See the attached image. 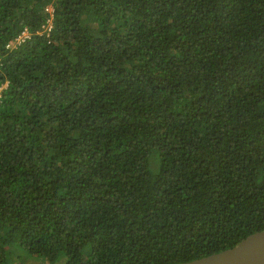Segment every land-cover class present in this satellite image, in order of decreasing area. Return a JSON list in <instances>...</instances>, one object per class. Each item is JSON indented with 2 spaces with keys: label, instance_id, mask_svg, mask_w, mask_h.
Wrapping results in <instances>:
<instances>
[{
  "label": "trees",
  "instance_id": "obj_1",
  "mask_svg": "<svg viewBox=\"0 0 264 264\" xmlns=\"http://www.w3.org/2000/svg\"><path fill=\"white\" fill-rule=\"evenodd\" d=\"M261 230L264 0H0V264H176Z\"/></svg>",
  "mask_w": 264,
  "mask_h": 264
},
{
  "label": "water",
  "instance_id": "obj_2",
  "mask_svg": "<svg viewBox=\"0 0 264 264\" xmlns=\"http://www.w3.org/2000/svg\"><path fill=\"white\" fill-rule=\"evenodd\" d=\"M176 264H264V230L248 235L231 248Z\"/></svg>",
  "mask_w": 264,
  "mask_h": 264
},
{
  "label": "rangeland",
  "instance_id": "obj_3",
  "mask_svg": "<svg viewBox=\"0 0 264 264\" xmlns=\"http://www.w3.org/2000/svg\"><path fill=\"white\" fill-rule=\"evenodd\" d=\"M50 27L52 28L53 25L51 26V22H48L47 25H45L43 32L49 33ZM28 35L29 34L25 32L24 35L20 37L21 40L17 41V43L18 42L21 43L23 39L27 37ZM15 44L16 43H12V46H14ZM6 86L7 85H5L4 87ZM10 259H13L12 260L13 264H60V262L58 261L51 262L47 260L46 258L41 257L39 255L30 254L29 252L24 251L23 249H20L19 247L12 248Z\"/></svg>",
  "mask_w": 264,
  "mask_h": 264
},
{
  "label": "built area",
  "instance_id": "obj_4",
  "mask_svg": "<svg viewBox=\"0 0 264 264\" xmlns=\"http://www.w3.org/2000/svg\"><path fill=\"white\" fill-rule=\"evenodd\" d=\"M47 10L52 14V11H53V8H52V7L49 6V7L47 8ZM48 22H51V26L53 25L52 18L49 19ZM50 29H52V28L50 27ZM49 31H50V30H49ZM25 38H26V37H25ZM25 38H24V39H25ZM24 39H23V40H24ZM20 40H21V39L19 38L18 41H20Z\"/></svg>",
  "mask_w": 264,
  "mask_h": 264
}]
</instances>
